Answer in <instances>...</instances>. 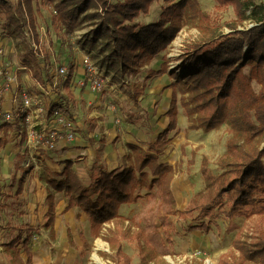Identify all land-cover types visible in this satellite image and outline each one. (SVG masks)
I'll return each mask as SVG.
<instances>
[{
    "label": "trees",
    "instance_id": "16d2710c",
    "mask_svg": "<svg viewBox=\"0 0 264 264\" xmlns=\"http://www.w3.org/2000/svg\"><path fill=\"white\" fill-rule=\"evenodd\" d=\"M34 1H37L36 6ZM42 1L53 5V23L61 26L67 35L85 22L90 23L91 29L83 35L82 47L88 53L96 51V56L102 55V63L109 71L118 77L144 73V85L136 87L131 94L133 101L138 100L143 94L142 88L145 89L154 77L170 73L175 80L170 85L173 90L166 111L169 122L146 148L130 143V151L121 157V166L114 169L101 165L93 167L90 183L81 179L70 159L62 161V169L54 176L45 174L49 185L45 227L52 236L57 217L56 193H62L67 202L63 212L78 207L88 216L94 235L100 233L105 222L115 221V228H110L104 238L111 248L105 255L111 264H132V257L124 250V241H141L143 233L125 228L126 217L120 209L125 204L137 203L143 198V189L152 191L155 186L160 188L165 201L175 202L171 186L175 170L162 160L161 155L171 142L170 133L179 129V95L191 129L209 132L223 124L228 125L231 135L226 153L219 160L220 166L238 167L243 175L257 173L264 180V2L217 0L220 4H232L237 14L235 21L227 22L230 31L224 32L209 26V16L200 8L198 0H165L168 4L163 7L158 20L147 23L135 20L143 13H149L151 4L157 0ZM36 12H39L38 0H0V14L6 19L3 32L17 41L25 37L27 27L39 43L35 30ZM188 19L203 20L207 26L202 28L203 37L187 45L180 55L184 72L170 71L172 57L167 54L158 68L144 70L145 65L171 44ZM247 21L253 25L248 26ZM24 47L18 62L30 68L26 71H30L37 82L30 85L26 71H22L24 86L30 92L42 93L39 85L48 87L58 80L59 98L49 102L47 109L52 112L53 108H58L66 113L78 124L82 136L76 109L79 100L72 88L73 65L65 77L58 76L55 68L46 65L44 58L48 60V56L41 58L38 49L27 42ZM8 141L4 135L0 136V147ZM17 145L22 147V142ZM19 155L20 158L24 156ZM18 164L21 166L22 161ZM22 168L25 167L21 166L19 170ZM19 172L15 171L11 179L19 182L20 193L24 178ZM178 212L180 216L186 214V210ZM36 229L29 223L15 226L16 234L4 245L13 264H34L31 242ZM255 233L253 236L238 235L233 241V249L221 255L217 264H264V227L257 226ZM67 235L70 244L76 246L69 226ZM80 238L88 246L82 232ZM144 249L145 246H141L142 264H156L153 251L144 254ZM190 263L202 264L199 261Z\"/></svg>",
    "mask_w": 264,
    "mask_h": 264
},
{
    "label": "rangeland",
    "instance_id": "374dc122",
    "mask_svg": "<svg viewBox=\"0 0 264 264\" xmlns=\"http://www.w3.org/2000/svg\"><path fill=\"white\" fill-rule=\"evenodd\" d=\"M198 2L209 16V26L224 32L230 31L227 22L237 19L232 4H220L217 0ZM36 3L34 1L35 6ZM167 4L165 0L154 1L150 12L141 14L135 22L158 20ZM38 7L39 12L35 13V30L38 32L39 43L27 27L25 37L15 41L3 32L6 19L4 14H0V46L3 45L7 55L4 58L8 63L18 65V61L22 59L20 52L25 50L24 44L27 42L33 48H38L41 58L43 55L48 56V60L44 58L45 63L50 64V68H55V73L57 66L67 64L74 67L75 84L77 79L88 77L82 58L83 50L87 49L82 47L81 41L83 35L91 29L90 23L85 22L71 35H67L61 26L53 23L52 4L38 0ZM246 24L253 25L250 21ZM206 26L203 20L188 19L171 44L150 64L145 65L144 70L158 68L167 54L172 57L170 71L183 73L180 55L187 45L203 37L202 28ZM89 52L103 71V77L107 79L105 86L97 91L88 86L81 87L80 83L76 86L79 97L76 109L80 124L83 123L88 128L89 124H98L96 120L99 118L103 131L106 123L115 126L119 134V138L115 139L120 142L121 151L125 150L124 145L129 146L128 143H123L127 139L146 148L169 122L166 111L173 90L170 85L175 80L170 73L154 77L148 81L145 89L142 88L143 94L135 102L131 99V94L136 87L144 85V73L118 77L102 63V55L96 56V51ZM87 91L93 93L91 103L83 99V95L88 96ZM179 98L180 95L179 129L170 133L171 142L161 155L162 160L171 164L175 170L171 185L175 202L165 201L160 188L155 186L152 192L145 193V197L137 205L130 206L124 226L143 233L141 241H124V250L132 257V264H142L141 246H145L144 254L153 251L156 264H191L192 261L217 264L221 255L233 249V241L238 235L253 236L257 226L264 227L263 178L257 173L243 175L238 167H221L219 160L226 153L227 141L231 135L228 125L223 124L209 132L191 129ZM106 136V141L111 138L109 133ZM61 144L62 142L58 143L55 151L49 150V153L43 154L39 169L25 167L19 170L26 160L19 155H23L22 147L0 149V264H13L4 245L16 234L15 226L25 223L37 228L31 242L34 264H111L105 255L111 252V248L104 238L110 228H115L114 220L105 222L100 233L94 235L86 215L80 214L78 217L77 213L71 216L59 213L58 206L63 196L56 193L58 210L54 236L45 227L49 188L45 174L54 176L55 172L52 165L48 164L49 159H46L57 152ZM20 161L21 166L18 164ZM17 170L24 178L20 193L19 182L11 179ZM177 202L179 208L186 210L185 215H179ZM68 226L76 246L69 242ZM81 232L86 237L88 246L83 244Z\"/></svg>",
    "mask_w": 264,
    "mask_h": 264
},
{
    "label": "built area",
    "instance_id": "2783aa9c",
    "mask_svg": "<svg viewBox=\"0 0 264 264\" xmlns=\"http://www.w3.org/2000/svg\"><path fill=\"white\" fill-rule=\"evenodd\" d=\"M37 50L38 48H34ZM5 50L0 46V134L10 142H22V150L25 163L24 167L40 168L43 154L49 150L55 151L61 141L75 142L81 138V133L66 113L58 108L49 112L47 105L59 98L57 87L58 80L54 85L42 87V93L30 92L22 81V71L30 70L26 65L18 62V65L10 64L4 58ZM83 64L88 77L77 79L73 76L72 88L77 85L88 86L97 91L105 86L103 71L94 61L92 55L83 50ZM70 65L56 67L58 76L65 77L69 73ZM28 83L35 85L37 82L31 77L30 71H26ZM10 94L11 105L6 107L5 93ZM109 226V225H108Z\"/></svg>",
    "mask_w": 264,
    "mask_h": 264
},
{
    "label": "crops",
    "instance_id": "0c3cea01",
    "mask_svg": "<svg viewBox=\"0 0 264 264\" xmlns=\"http://www.w3.org/2000/svg\"><path fill=\"white\" fill-rule=\"evenodd\" d=\"M74 94L76 98L78 99L79 97L77 96L78 93L76 92V87L73 88ZM88 96L83 95V99L86 101H89L91 103V99L93 97V93L91 91H87ZM10 94L8 92L5 93V102L4 105L6 107H9L11 105V100L9 99ZM88 99V100H87ZM100 119L98 118L96 122L98 124H94L92 126L91 124L88 125H82L81 124V129H82V137L77 139L75 142H62V146L55 152L54 154H50V157L47 158L46 160L48 162L49 166H51L52 170L55 171L53 174L55 175L57 172H60L62 169L64 163H62L63 160L65 159H70L73 163V166L81 179L85 183H90V171L94 167H97L101 165L102 167H106L108 169H114L116 167L121 166L122 161L121 157L125 154L126 151H130L129 146H125V150L121 151L122 146L119 144L120 142L116 141L115 138H119V134L116 132V128L112 123L105 125V129L103 131V127L101 124H99ZM109 125V128H108ZM106 133H109L110 139H107L108 136H106ZM116 133V134H115ZM0 136H2L0 134ZM122 138V137H121ZM133 138V137H132ZM123 143H132L131 140L127 139V141ZM19 147L17 143H13L8 141L7 143H4L2 147ZM0 147V149L2 148ZM54 158V159H53ZM55 165V167L53 166ZM49 186V185H48ZM173 190V189H172ZM147 192H152L146 189H143V197H145V193ZM62 194V193H60ZM174 194V191H173ZM48 195V194H47ZM63 196V195H62ZM175 196V194H174ZM143 199V198H142ZM140 199V200H142ZM139 200V201H140ZM134 204H125L121 207L120 213L123 216H127V211L130 210V206L137 205L139 203ZM67 205L66 200L62 197L60 204L57 209L56 205V211L58 210L59 213H64L67 216H71L75 213L81 214V216L86 215L83 211H81L78 207H74L69 209L66 212H63L65 207ZM179 203L177 202L176 207L178 210H183V208H179ZM47 212V211H46ZM86 217H88L86 215Z\"/></svg>",
    "mask_w": 264,
    "mask_h": 264
}]
</instances>
